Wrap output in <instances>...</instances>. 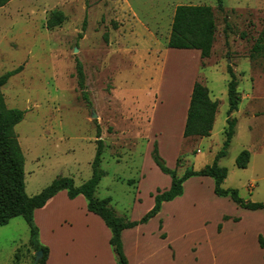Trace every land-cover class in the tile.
Instances as JSON below:
<instances>
[{
    "label": "rangeland",
    "instance_id": "1",
    "mask_svg": "<svg viewBox=\"0 0 264 264\" xmlns=\"http://www.w3.org/2000/svg\"><path fill=\"white\" fill-rule=\"evenodd\" d=\"M180 3L213 9L215 39L206 58L167 46ZM53 10L60 12L57 23L47 27ZM263 22L264 0H223L222 9L216 0H10L1 6L0 75L21 66L1 92L8 107L24 110L14 129L24 156L25 192L36 194L59 176L71 177L75 185L87 180L99 134L103 174L95 195L109 197L117 215L138 220L153 206L156 191L171 183L153 160L155 142L178 176L212 163L221 150L231 64L240 100L231 114L234 135L217 161L227 169L221 187L264 202V51L249 56L255 40L264 44ZM76 60L88 100L77 86ZM195 80L207 86L218 106L209 135L184 137ZM243 149L250 158L240 168L235 160ZM82 210H87L84 196L69 198L65 189L34 210L38 239L51 251L48 264H117L111 246L105 249L104 230L98 231L103 243L89 244ZM221 214L241 220L226 222ZM259 231L264 233V209L242 208L214 193L212 177L194 175L156 216L124 229L122 241L132 264H261ZM28 240L22 216L0 225V264H33ZM94 250H100L98 260Z\"/></svg>",
    "mask_w": 264,
    "mask_h": 264
},
{
    "label": "trees",
    "instance_id": "2",
    "mask_svg": "<svg viewBox=\"0 0 264 264\" xmlns=\"http://www.w3.org/2000/svg\"><path fill=\"white\" fill-rule=\"evenodd\" d=\"M10 0H0V7ZM218 9L223 8V0H216ZM60 14L53 10L46 20L47 27H53L57 22L54 16ZM264 23V22H263ZM216 25L213 9L207 4H177L174 8L170 32L167 38V46L178 49H198L200 57L206 58L210 55L215 39ZM264 51L262 39L255 40L252 44L249 56ZM21 70V66L8 70L0 75V225L6 224L10 218L22 216L29 228L28 245L36 251L41 250L42 255L37 263L44 264L48 257V247L38 239V228L33 222L35 209L44 206L46 201L55 195L59 190L65 189L69 198L81 194L86 199L88 211L97 214L110 230L109 244L114 252L117 264H129L124 253L121 233L124 229L132 228L139 223L147 222L160 210L164 201H169L182 194L183 182L194 175L210 176L214 180V193L219 196H229L238 206L256 210L264 209V202L242 199L235 188L224 189L221 184L227 175V169L220 166L217 161L227 153L235 131L236 119L231 116L238 107L240 94L238 91V80L231 64L226 65L227 79V119L225 138L221 150H219L212 163L203 166L199 170H185L177 175L174 169L168 168L157 151L156 142L151 151L153 160L161 171L171 177L170 187L166 190H157L153 195L154 204L138 220H128L117 215L108 205L110 198H99L95 195V189L103 172L99 169L101 161L103 141L97 135L95 155L92 160L91 176L80 185H75L73 179L67 176H59L53 179L38 193L28 195L24 185V156L17 140L15 125L23 118L24 110L8 107L4 101L1 87L8 78ZM75 75L77 86L82 98L88 100V93L85 84V73L79 60L75 63ZM217 99H211L206 85L195 80L192 85L186 117L183 126V136H207L213 126L217 110ZM249 151L243 149L236 157L235 163L238 167L244 168L249 162ZM228 218L227 215L223 216ZM238 220V218H234ZM259 245L263 246L262 236L258 235ZM35 257V256H34Z\"/></svg>",
    "mask_w": 264,
    "mask_h": 264
},
{
    "label": "crops",
    "instance_id": "3",
    "mask_svg": "<svg viewBox=\"0 0 264 264\" xmlns=\"http://www.w3.org/2000/svg\"><path fill=\"white\" fill-rule=\"evenodd\" d=\"M174 12V11H173ZM172 16H173V14H172ZM191 50H193V51H195V53L197 54L198 53V55L200 56V51L198 50V49H191ZM234 68V67H233ZM235 70V69H234ZM194 82V81H193ZM192 85H193V83H192ZM191 89H192V86H191ZM191 89H190V93H191ZM210 96V95H209ZM189 98H190V95H189ZM211 98V97H210ZM212 99V98H211ZM188 103H189V100H188ZM188 107V106H187ZM215 115H216V113H215ZM186 116V115H185ZM215 120V119H214ZM185 122V121H184ZM214 123V122H213ZM183 126H184V124H183ZM188 179V178H187ZM186 181V180H185ZM184 181V182H185ZM184 182H183V184H182V186H183V190H184ZM63 190V189H62ZM165 190V189H164ZM183 190H182V193H183ZM60 191V190H59ZM58 191V192H59ZM58 192L55 194V195H53L52 197H50L47 201H46V203L44 204V206L45 205H48L51 201H53V199L57 196V194H58ZM82 195L81 194H78L77 195V197H81ZM176 197H178V196H176ZM175 197V198H176ZM174 199V198H173ZM169 201H171V200H169ZM164 202H167V201H164ZM164 202H162V204H161V207H160V210L158 211V213L161 211V208H162V205H163V203ZM44 206H42V207H44ZM36 210V209H35ZM82 212L84 213V215L88 218L87 219V221L89 222V223H87V226H86V229L88 230V231H90L91 232V235H90V239H88V241H89V244L90 245H92V246H94V248H97L98 246H99V244H101V243H103V241L102 240H100L99 238H98V231L99 230H104V232H105V235H106V244H104V246H105V249H106V251L107 250H109V238H110V236H109V233H108V231L104 228V226L101 224V222H99V220H97V219H99L100 217L97 215V214H95V213H93V212H91V211H88V210H82ZM157 213V214H158ZM156 214V215H157ZM155 215V216H156ZM224 215H227V214H221V219L223 218V216ZM97 217H99V218H97ZM154 217V216H153ZM231 217V216H230ZM236 217H238V220H236V221H234L232 218H227V219H225L224 221H226V222H229V221H233V223H237V222H239L240 220H241V218L239 217V216H236ZM101 219V218H100ZM223 220V219H222ZM93 221H98V222H96V224L94 225V223H93ZM100 221H102L103 222V220L101 219ZM104 223V222H103ZM105 224V223H104ZM106 226V225H105ZM259 234H261L262 235V238H263V245H264V233H261V231H259ZM258 235V234H257ZM121 238H122V233H121ZM122 244H123V241H122ZM102 247V246H101ZM260 247V246H259ZM123 249H124V245H123ZM262 250H263V253H262V256H261V258H260V260H261V264H264V247L263 248H261ZM92 252V251H91ZM124 253H125V250H124ZM99 255H100V250H94V252H93V258L94 259H99ZM125 255H126V253H125ZM50 256H51V251H50V249H49V251H48V257H47V259H46V262H45V264H48V262L50 261ZM126 257H127V255H126ZM94 259H92V260H94ZM127 260H128V257H127ZM196 260V259H195ZM128 263L129 264H132V263H130V261L128 260Z\"/></svg>",
    "mask_w": 264,
    "mask_h": 264
},
{
    "label": "water",
    "instance_id": "4",
    "mask_svg": "<svg viewBox=\"0 0 264 264\" xmlns=\"http://www.w3.org/2000/svg\"><path fill=\"white\" fill-rule=\"evenodd\" d=\"M95 116H96V114L94 112H92L91 117H95ZM41 255H42V251L41 250H38V251L35 252V257H34V260H33V264L37 263V261L41 257Z\"/></svg>",
    "mask_w": 264,
    "mask_h": 264
}]
</instances>
